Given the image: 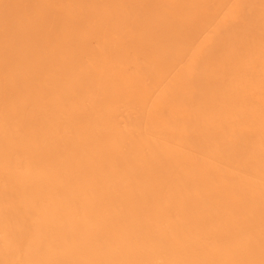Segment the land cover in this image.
<instances>
[{
  "label": "bare ground",
  "instance_id": "bare-ground-1",
  "mask_svg": "<svg viewBox=\"0 0 264 264\" xmlns=\"http://www.w3.org/2000/svg\"><path fill=\"white\" fill-rule=\"evenodd\" d=\"M0 0V264H264V0Z\"/></svg>",
  "mask_w": 264,
  "mask_h": 264
},
{
  "label": "rangeland",
  "instance_id": "rangeland-1",
  "mask_svg": "<svg viewBox=\"0 0 264 264\" xmlns=\"http://www.w3.org/2000/svg\"><path fill=\"white\" fill-rule=\"evenodd\" d=\"M237 1L238 0H226L220 5V7L221 8L224 7V6L230 7V5H232L233 3L237 2Z\"/></svg>",
  "mask_w": 264,
  "mask_h": 264
}]
</instances>
